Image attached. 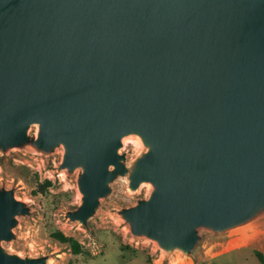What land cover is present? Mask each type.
<instances>
[{
	"label": "water",
	"instance_id": "1",
	"mask_svg": "<svg viewBox=\"0 0 264 264\" xmlns=\"http://www.w3.org/2000/svg\"><path fill=\"white\" fill-rule=\"evenodd\" d=\"M36 127L34 135L30 130ZM146 149L127 165L123 137ZM62 147L80 169L86 226L126 177L150 195L119 210L131 233L190 256L202 230L264 214V0H0V151ZM0 187V264L19 216Z\"/></svg>",
	"mask_w": 264,
	"mask_h": 264
},
{
	"label": "rangeland",
	"instance_id": "2",
	"mask_svg": "<svg viewBox=\"0 0 264 264\" xmlns=\"http://www.w3.org/2000/svg\"><path fill=\"white\" fill-rule=\"evenodd\" d=\"M35 132L33 127L30 135ZM122 143L120 153L126 155L128 166L146 149L134 134L123 137ZM63 154L62 147L44 153L31 145L12 148L5 154L0 151V187H14L17 198L31 209V215L18 217L15 237L3 242L7 251L22 257L50 255L48 264H264L255 254L257 250L264 256V214L225 233L202 230L190 256L178 251L166 254L154 241L134 236L119 210L148 197L152 186L142 183L131 191L126 177L111 183V192L101 198L86 226L69 220L67 211L81 204L80 169H59ZM46 180L52 185L46 192L35 194L38 184ZM58 230L76 238L83 252L74 254L68 244L55 239L52 234Z\"/></svg>",
	"mask_w": 264,
	"mask_h": 264
},
{
	"label": "trees",
	"instance_id": "3",
	"mask_svg": "<svg viewBox=\"0 0 264 264\" xmlns=\"http://www.w3.org/2000/svg\"><path fill=\"white\" fill-rule=\"evenodd\" d=\"M52 185V181L46 180L43 183L38 184L36 190H34L35 194L44 193L46 190ZM52 236L60 241L61 243H66L69 245L72 253L80 254L83 252L82 244L74 237L65 235L62 231H55ZM256 256L259 258L261 262H264V256L260 251H255Z\"/></svg>",
	"mask_w": 264,
	"mask_h": 264
}]
</instances>
